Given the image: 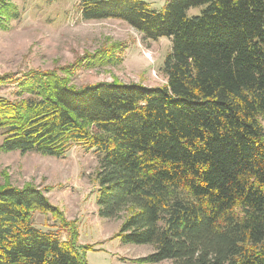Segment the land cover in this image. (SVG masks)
Here are the masks:
<instances>
[{
	"label": "trees",
	"instance_id": "1",
	"mask_svg": "<svg viewBox=\"0 0 264 264\" xmlns=\"http://www.w3.org/2000/svg\"><path fill=\"white\" fill-rule=\"evenodd\" d=\"M79 8L85 21L170 39L166 84L77 88L54 73L29 76L16 101L0 97V149L58 159L73 145L96 152L98 215L125 214L120 242L152 248L138 263L264 264V0ZM34 212L56 208L38 189L0 187V264H85L72 240L33 226Z\"/></svg>",
	"mask_w": 264,
	"mask_h": 264
},
{
	"label": "rangeland",
	"instance_id": "2",
	"mask_svg": "<svg viewBox=\"0 0 264 264\" xmlns=\"http://www.w3.org/2000/svg\"><path fill=\"white\" fill-rule=\"evenodd\" d=\"M80 1L0 0V81L6 84L0 88L1 98L16 101L18 84L36 74L54 73L77 88L111 82L146 88L166 84L162 68L171 51L170 39L147 40L118 20L85 21ZM140 1L160 12L171 0ZM204 8L186 14L199 16ZM3 139L0 132V147ZM98 166V154L80 145L71 146L59 159L0 149V187L40 190L56 212H34L33 226L62 241L72 240L85 251V264H141L136 260L152 248L120 242L117 235L125 214L116 219L98 215Z\"/></svg>",
	"mask_w": 264,
	"mask_h": 264
}]
</instances>
